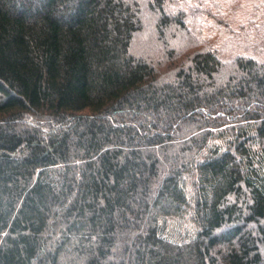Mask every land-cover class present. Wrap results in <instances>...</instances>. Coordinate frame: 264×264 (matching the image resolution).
<instances>
[{"label": "trees", "instance_id": "1", "mask_svg": "<svg viewBox=\"0 0 264 264\" xmlns=\"http://www.w3.org/2000/svg\"><path fill=\"white\" fill-rule=\"evenodd\" d=\"M225 1L0 0V264H264V57L209 42Z\"/></svg>", "mask_w": 264, "mask_h": 264}, {"label": "rangeland", "instance_id": "2", "mask_svg": "<svg viewBox=\"0 0 264 264\" xmlns=\"http://www.w3.org/2000/svg\"><path fill=\"white\" fill-rule=\"evenodd\" d=\"M223 7L227 12L225 18L215 19L220 27L211 29L216 21L207 17L204 20L209 27L206 32L209 42L218 40L220 51L227 46L222 52L227 61L236 54L264 57V0H226ZM171 224L169 222L170 230Z\"/></svg>", "mask_w": 264, "mask_h": 264}]
</instances>
